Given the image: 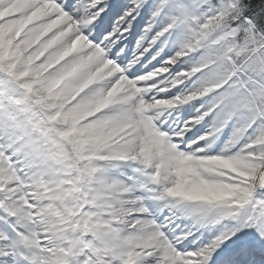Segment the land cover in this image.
I'll use <instances>...</instances> for the list:
<instances>
[{
    "label": "snow or ice",
    "instance_id": "snow-or-ice-1",
    "mask_svg": "<svg viewBox=\"0 0 264 264\" xmlns=\"http://www.w3.org/2000/svg\"><path fill=\"white\" fill-rule=\"evenodd\" d=\"M0 264H264V0H0Z\"/></svg>",
    "mask_w": 264,
    "mask_h": 264
}]
</instances>
